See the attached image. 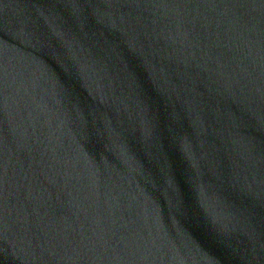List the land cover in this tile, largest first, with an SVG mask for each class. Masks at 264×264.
Returning <instances> with one entry per match:
<instances>
[{"label":"water","instance_id":"water-1","mask_svg":"<svg viewBox=\"0 0 264 264\" xmlns=\"http://www.w3.org/2000/svg\"><path fill=\"white\" fill-rule=\"evenodd\" d=\"M0 264H264V0H0Z\"/></svg>","mask_w":264,"mask_h":264},{"label":"clouds","instance_id":"clouds-1","mask_svg":"<svg viewBox=\"0 0 264 264\" xmlns=\"http://www.w3.org/2000/svg\"><path fill=\"white\" fill-rule=\"evenodd\" d=\"M120 153H121V154H126V152H125L123 149L120 150ZM128 160H131V157H128ZM128 160H126L125 163H127Z\"/></svg>","mask_w":264,"mask_h":264}]
</instances>
